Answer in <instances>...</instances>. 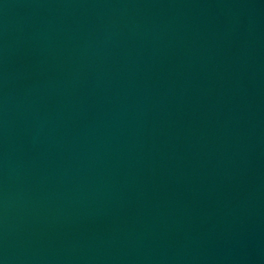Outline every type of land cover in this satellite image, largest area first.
<instances>
[{
	"label": "water",
	"instance_id": "obj_1",
	"mask_svg": "<svg viewBox=\"0 0 264 264\" xmlns=\"http://www.w3.org/2000/svg\"><path fill=\"white\" fill-rule=\"evenodd\" d=\"M0 264H264V0H0Z\"/></svg>",
	"mask_w": 264,
	"mask_h": 264
}]
</instances>
